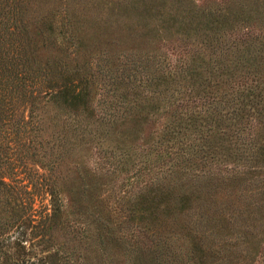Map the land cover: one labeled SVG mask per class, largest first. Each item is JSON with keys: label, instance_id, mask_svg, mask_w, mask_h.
<instances>
[{"label": "trees", "instance_id": "obj_1", "mask_svg": "<svg viewBox=\"0 0 264 264\" xmlns=\"http://www.w3.org/2000/svg\"><path fill=\"white\" fill-rule=\"evenodd\" d=\"M250 2L220 11L193 0H0V264H49L69 255L48 232L76 212L63 204L60 188L82 184L87 192L74 191L73 202L106 184L104 172H94L98 162L91 173L72 158L85 133L99 142L111 131L144 143L155 132L152 153H140L142 166L132 173L149 170L153 159L156 174L128 200L119 222L102 218L96 227L98 246L112 248L98 264L235 259L230 220L213 203L218 190L235 186L231 165L240 158L252 155L264 166V25L257 33L233 25L264 17V2ZM91 13L97 17L90 21ZM110 51L120 54L121 72L106 83L93 80L88 68L98 63L88 56ZM36 100L57 106L61 122L71 125L53 138L48 155L40 151L37 121L29 112L22 117ZM120 149L121 166H133L132 153ZM37 154L41 160L32 159ZM62 156L72 164L58 179ZM19 165L25 176L18 177ZM36 169L41 183L31 174ZM46 197L36 210L35 199ZM262 207L254 213L264 218ZM114 224L128 231L118 234ZM37 227L32 243L28 234ZM210 253L223 254L214 261Z\"/></svg>", "mask_w": 264, "mask_h": 264}, {"label": "rangeland", "instance_id": "obj_2", "mask_svg": "<svg viewBox=\"0 0 264 264\" xmlns=\"http://www.w3.org/2000/svg\"><path fill=\"white\" fill-rule=\"evenodd\" d=\"M96 1V0H91ZM196 6L203 9H217L222 11L227 6L233 4L235 0H193ZM239 0H236V3ZM255 0H251L252 2ZM264 2V0H262ZM84 16V15H83ZM81 15V18L83 17ZM96 13H91L90 19H96ZM91 21V20H90ZM84 25H93L89 21H82ZM236 26L248 25V28L252 33H257L260 25H264V17H255L249 20V22H236L233 24ZM243 27V26H242ZM261 29V28H260ZM243 30V28H242ZM264 35V27L262 31ZM175 53L178 54V48L173 49ZM130 52V51H129ZM158 53H164V55L170 57L163 46H158ZM128 54V53H127ZM107 56L105 53H101L99 56L89 55L88 62L93 63L94 60L98 63V68L96 66L88 68L90 72L93 73V80L106 83L107 78L117 76V73L121 72V62L114 57L120 54L114 53L113 51L108 52ZM132 57H136L135 52L131 51L129 53ZM98 57V58H97ZM97 58V59H96ZM108 59L109 62L105 63L104 60ZM118 73V75H119ZM121 75V74H120ZM122 76V75H121ZM124 77V76H122ZM136 78H142L139 72H135ZM21 108H18V112ZM31 113L29 119L37 121L36 125L39 127V140L44 144L42 150L45 155H48V146H51L53 138L59 137L62 134L63 129L68 130L71 126L67 122H61L62 116L59 114L57 106L50 103H43L41 101H35L34 105L31 107L25 105L22 117L24 120L28 117L27 114ZM66 123V124H64ZM64 124V126H62ZM92 127V126H91ZM157 130V127H155ZM69 133L67 134V136ZM156 133L153 132L148 140V143L142 142L138 138L132 140H127V137L121 136L116 131H111L100 138L99 142L91 141L90 134L85 133L82 136V149L77 152L72 158L80 163V167L84 166L86 170L93 173L97 165L99 170L95 168V173L104 172V181L106 184H101L99 188L89 189L92 194L91 199H80L73 200V192L77 190L80 197H83L87 191L82 190L80 182H67L65 186L61 187V195L63 204L68 206V209L76 208L74 215L69 216L70 219H66L56 228L51 227L48 232L52 233L55 241H62L63 249L69 251L67 257L63 255H57L52 257L49 264H98L100 260L107 259L108 255L112 256V248L106 246L105 248H100L96 243V227L103 224V219L109 217V221L119 222L123 212L124 206H127L128 200H133L137 193L146 188L149 185V181L156 174V170L152 169L153 159L151 162V167L149 170L142 171L139 175H134L132 173V168L136 166H142L139 159H142L140 153H152L153 144H155ZM46 141V143H45ZM124 148L128 150V153H132L133 166L129 163H124L121 166L119 157L120 152ZM22 149L16 152L15 155L18 156L22 153ZM10 153V152H9ZM13 155V154H12ZM149 156V155H148ZM154 156V155H153ZM39 157V154L34 156L32 159ZM152 156L150 155L149 158ZM244 157V156H243ZM251 157V158H250ZM249 158H240L236 161V166L231 165V169L235 170L236 174V184L231 188H221L216 194V202L213 204L217 209V214L220 217H225L230 220L229 229H231L235 237L231 238V242L236 240L235 249V259L231 262H226L223 258L218 263L206 262L205 264H264V218L260 217L258 213H254L258 206H264V166H261L257 162V157L250 155ZM71 159L62 156V164L59 166L58 179L65 174V167H71ZM103 161H106L104 168H100ZM109 165V166H107ZM228 164L224 165L227 167ZM103 167V166H102ZM141 168V167H140ZM213 169V167H212ZM221 171L223 168H221ZM228 169V168H226ZM18 173V177L25 176L24 168L20 165L15 168ZM38 172L31 173L34 178H37V183H41L39 169ZM97 171V172H96ZM67 176L71 177L69 171ZM220 172V169L218 170ZM57 176V174H56ZM103 181V180H102ZM91 186V185H90ZM93 187V186H92ZM95 195H98L96 198ZM46 199H43L40 203L38 198L35 199L34 207L36 210L41 209L46 205ZM79 206V207H78ZM263 208V207H262ZM264 210V208H263ZM77 213H82L78 215ZM107 219V223L109 222ZM98 223V224H97ZM97 224V225H96ZM118 229L115 231L118 234H123L128 231L122 224L117 226ZM39 230L37 228H32V233L28 236L31 237L30 242H35V237H38ZM28 244V242H27ZM71 245L74 247L70 248ZM68 247V248H67ZM36 249V247H33ZM224 251V250H222ZM64 254V253H63ZM212 254L207 259H214V261L223 253Z\"/></svg>", "mask_w": 264, "mask_h": 264}]
</instances>
